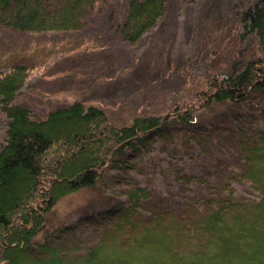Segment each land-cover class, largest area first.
I'll use <instances>...</instances> for the list:
<instances>
[{
	"label": "trees",
	"instance_id": "obj_1",
	"mask_svg": "<svg viewBox=\"0 0 264 264\" xmlns=\"http://www.w3.org/2000/svg\"><path fill=\"white\" fill-rule=\"evenodd\" d=\"M97 2L0 0V25L15 33L78 32ZM165 10L166 0H129L115 33L135 46ZM238 20L243 35L257 37L256 58L209 79L180 107L123 124L80 101L34 116L15 103L30 67L0 69V264H264V0L247 4ZM222 137L238 168L220 186L171 159L188 149L205 155ZM162 153L183 187L179 201L125 180L116 205L32 243L61 197L96 186L107 170L140 171ZM238 181L249 190L240 199L232 186ZM197 186L203 193L192 191Z\"/></svg>",
	"mask_w": 264,
	"mask_h": 264
},
{
	"label": "rangeland",
	"instance_id": "obj_2",
	"mask_svg": "<svg viewBox=\"0 0 264 264\" xmlns=\"http://www.w3.org/2000/svg\"><path fill=\"white\" fill-rule=\"evenodd\" d=\"M128 1L98 0L78 32L15 33L0 25V69L23 63L31 72L15 103L43 117L80 101L102 109L114 124H123L135 115L180 107L209 79L227 75L232 65L242 66L259 55L257 37L243 35L238 20L240 10L254 0H166L157 26L135 46L115 33ZM4 124L0 111V140ZM228 142L222 137L205 155L188 149L189 155L180 151L171 159L184 173L220 186L226 182L223 174L238 168ZM168 158L162 153L156 164L143 163L142 171L107 170L96 186L61 197L32 243L41 242L62 223L116 205L123 198L125 180L152 188L160 198L179 201L183 187L167 168ZM232 186L237 199L249 192L240 181ZM191 189L203 193L200 186Z\"/></svg>",
	"mask_w": 264,
	"mask_h": 264
}]
</instances>
